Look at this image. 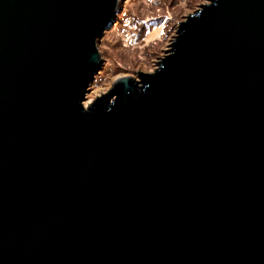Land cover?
Wrapping results in <instances>:
<instances>
[{"label":"water","instance_id":"obj_1","mask_svg":"<svg viewBox=\"0 0 264 264\" xmlns=\"http://www.w3.org/2000/svg\"><path fill=\"white\" fill-rule=\"evenodd\" d=\"M121 1L0 0V264H264V0L85 107Z\"/></svg>","mask_w":264,"mask_h":264},{"label":"rangeland","instance_id":"obj_2","mask_svg":"<svg viewBox=\"0 0 264 264\" xmlns=\"http://www.w3.org/2000/svg\"><path fill=\"white\" fill-rule=\"evenodd\" d=\"M210 0H123L113 24L98 41L105 61L86 95L85 107L107 94L123 77L140 81L171 50L179 27Z\"/></svg>","mask_w":264,"mask_h":264}]
</instances>
